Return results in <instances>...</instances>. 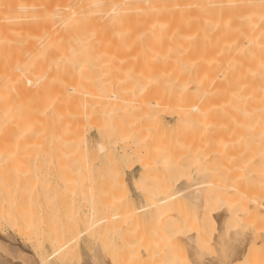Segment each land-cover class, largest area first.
<instances>
[{"label": "bare ground", "instance_id": "1", "mask_svg": "<svg viewBox=\"0 0 264 264\" xmlns=\"http://www.w3.org/2000/svg\"><path fill=\"white\" fill-rule=\"evenodd\" d=\"M45 158L94 212L127 204L85 233L156 237L91 264H264V0H0V264H77L74 231L42 253Z\"/></svg>", "mask_w": 264, "mask_h": 264}, {"label": "rangeland", "instance_id": "2", "mask_svg": "<svg viewBox=\"0 0 264 264\" xmlns=\"http://www.w3.org/2000/svg\"><path fill=\"white\" fill-rule=\"evenodd\" d=\"M83 129V128H82ZM90 129L85 127L84 132L88 133L90 132V135L92 136V141H95L94 138L97 137V132L95 129ZM82 143L79 145V149L81 154L83 155V157H86L87 155V150L86 147L83 145L85 139L84 136L81 138ZM94 144V142H92ZM159 144V143H158ZM93 147V146H92ZM86 150V151H85ZM115 154H113L114 159L106 156L103 153H99V157L97 159V162L94 166H96V173L98 178L100 180H102L100 182V184L103 185V182L105 181H109L110 179H113L114 176V168L116 167V165H118V157L119 154L117 153V151L114 152ZM118 154V155H117ZM116 158V159H115ZM121 166L124 170V174L131 186V190L132 193L134 195V201L132 202L133 204H129L130 209L131 207H141L142 205H144V196L142 193H139L133 186V182H134V177L139 173V167L138 166H131L130 163L128 162H122ZM157 171V173L155 172L156 175L153 176L154 179H158V176L160 177L161 175L160 172ZM60 174L57 173L56 169L52 168L48 159H43L42 160V166H41V171L39 172V186H38V218H39V222H40V228L42 231V235L43 237H45V239H43V248L44 250H42V253L44 254L45 251H48L45 253V255L50 254V252H52V245H51V241L48 239V237L50 238H54L56 239L58 236L57 234H61V236L63 238H69L70 237V233H72L73 231L75 232L74 235H76L77 237V243L75 247L77 248L76 251V258L74 263L76 262L77 264H91V257L92 255L94 256L95 254H101V253H105L106 251L108 252V250L110 251L112 248L115 249L117 248L118 250H127L129 246H136V245H145L146 241H150L147 243L150 244H154V242H152L149 239H154L156 238L155 236H152L151 234V227L149 225H142V226H131V227H125L122 226L121 230H119V235L117 233H115L116 231H112L113 234L109 233L106 236H100L98 237L95 234V237H92V234L90 236V234H88V232L85 233V230H83L84 228H86L85 226L87 225V220L89 219L87 218L89 215H93L95 212L93 211V209L91 210V205H90V201L88 197H85L83 195H80V193H72L67 191L64 186L63 183L61 181V178L59 176ZM156 177V178H155ZM97 178V179H98ZM98 179V181H99ZM218 179H220L218 177ZM100 187V186H99ZM102 188V187H100ZM105 189V188H104ZM99 188L95 191H98ZM105 191V190H103ZM109 191V192H108ZM102 193V189H100V191ZM106 194L110 195V190H107ZM106 194H104L105 196H107ZM103 195V194H102ZM143 202V203H142ZM107 203V202H106ZM105 202L101 203V209L102 211H106V204ZM188 203V202H187ZM185 203V204H187ZM106 206L105 208L102 206ZM109 204V203H108ZM190 204V202L188 203ZM125 207H120L122 208V210H120L119 208L115 209L114 205L113 206H109L110 207V212L107 211L105 212L106 215L108 214V216H111V218L113 217V220H116V222L118 220H120L122 217H120V219L118 218H114V216H112L111 214H119L117 213L118 211H122L125 213V210L123 211V208L126 209V205L122 204ZM192 205V203H191ZM108 207V208H109ZM112 207V208H111ZM184 207V206H183ZM182 210H189L188 214L190 213V215L193 214V210L191 207L189 208V205H186V209ZM193 207V205H192ZM104 208V209H103ZM128 208V206H127ZM100 209V208H99ZM99 209L97 215L94 214V217L97 216V218L101 217L102 215L105 216V214H102L100 212ZM115 209V210H113ZM129 209V208H128ZM192 209V211L190 210ZM118 210V211H117ZM127 210V209H126ZM94 213H91V212ZM100 211V212H99ZM117 211V212H116ZM138 211V217L141 218L142 214V220L146 218V215L144 214L145 212L143 211ZM191 211V212H190ZM116 212V213H115ZM187 212V211H186ZM91 213V214H90ZM104 213V212H103ZM110 213V214H109ZM142 213V214H141ZM98 214H102L100 216H98ZM124 215V214H123ZM123 215H119V216H123ZM145 216V217H144ZM93 217V219H94ZM125 217V215L123 216V218ZM96 219V218H95ZM86 220V221H85ZM148 220V219H145ZM144 220V221H145ZM110 221V220H109ZM86 223V224H85ZM0 231L4 233L5 237H7L9 239V237L13 238L10 240L13 241H19L20 240V236L19 234L8 224H3L0 226ZM81 232H83L81 234ZM78 233V234H77ZM80 233V234H79ZM94 235V234H93ZM79 238V239H78ZM158 239V238H157ZM79 240V241H78ZM155 241H157L156 239H154ZM153 240V241H154ZM76 242V241H74ZM47 243V244H46ZM50 245V246H49ZM48 246V247H47ZM102 248V249H100ZM89 250V251H88ZM102 251V252H101ZM210 254H213V250L211 248V251H208ZM215 252V251H214ZM79 255V256H78ZM80 258H78V257ZM185 258V259H184ZM183 260L185 261V263H188L186 261H188V257H184ZM54 258H52L53 260ZM82 259V260H81ZM79 260V262L77 261ZM81 260V261H80ZM89 260V261H88ZM54 261L59 262V260L54 259ZM89 263H88V262ZM183 263V264H185Z\"/></svg>", "mask_w": 264, "mask_h": 264}]
</instances>
